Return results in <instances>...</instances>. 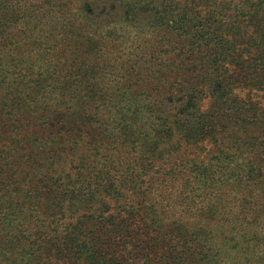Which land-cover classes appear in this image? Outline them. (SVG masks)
I'll use <instances>...</instances> for the list:
<instances>
[{
  "label": "rangeland",
  "instance_id": "rangeland-1",
  "mask_svg": "<svg viewBox=\"0 0 264 264\" xmlns=\"http://www.w3.org/2000/svg\"><path fill=\"white\" fill-rule=\"evenodd\" d=\"M0 264H264V0H0Z\"/></svg>",
  "mask_w": 264,
  "mask_h": 264
}]
</instances>
